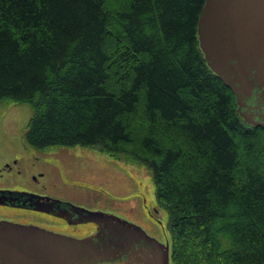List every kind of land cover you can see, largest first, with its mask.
Instances as JSON below:
<instances>
[{
	"label": "trees",
	"instance_id": "16d2710c",
	"mask_svg": "<svg viewBox=\"0 0 264 264\" xmlns=\"http://www.w3.org/2000/svg\"><path fill=\"white\" fill-rule=\"evenodd\" d=\"M204 1L0 0V101L30 148L146 166L170 264H264V131L204 60Z\"/></svg>",
	"mask_w": 264,
	"mask_h": 264
},
{
	"label": "water",
	"instance_id": "95a60500",
	"mask_svg": "<svg viewBox=\"0 0 264 264\" xmlns=\"http://www.w3.org/2000/svg\"><path fill=\"white\" fill-rule=\"evenodd\" d=\"M196 29L207 66L234 95L239 116L256 125L242 108L264 87V0H205ZM83 213L99 228L81 239L0 221V264H170L168 242L114 215Z\"/></svg>",
	"mask_w": 264,
	"mask_h": 264
},
{
	"label": "rangeland",
	"instance_id": "374dc122",
	"mask_svg": "<svg viewBox=\"0 0 264 264\" xmlns=\"http://www.w3.org/2000/svg\"><path fill=\"white\" fill-rule=\"evenodd\" d=\"M31 116L32 110L26 104L0 101V166L18 151L15 142L24 139ZM46 149L51 150L36 154L62 167L53 168L41 180L47 183L48 192L79 203L98 196L101 208L127 217L162 242L168 241V215L157 203L152 175L146 166L89 147ZM23 172L29 175L25 167ZM20 182L21 186L25 185L23 179L8 176L0 180V186H15ZM52 185L61 187L55 189Z\"/></svg>",
	"mask_w": 264,
	"mask_h": 264
},
{
	"label": "flooded vegetation",
	"instance_id": "af4514ba",
	"mask_svg": "<svg viewBox=\"0 0 264 264\" xmlns=\"http://www.w3.org/2000/svg\"><path fill=\"white\" fill-rule=\"evenodd\" d=\"M262 93H264L263 86L260 90L254 92L250 100L245 101L246 107L242 108V112L246 111L248 114H252V120L255 122L256 128L264 131V98L260 97ZM15 143L18 151L10 161L0 166V180L12 176L20 180L23 179L25 185L21 186L20 182L15 186H0V221L32 225L77 239L93 236L99 228L97 224L83 220V210L111 214L134 223L125 216L101 208L98 196H95L92 200L89 197L88 200L79 203L48 192L47 183L45 181L41 182V180L47 178V172H53V168L62 169V167L54 166L53 163L45 161L46 159L36 153L51 149H32L27 146L24 139L16 140ZM24 167L29 170V175L23 172ZM48 180L53 181L52 178ZM52 186L55 189L61 187Z\"/></svg>",
	"mask_w": 264,
	"mask_h": 264
}]
</instances>
